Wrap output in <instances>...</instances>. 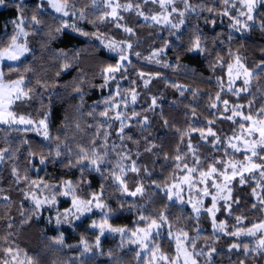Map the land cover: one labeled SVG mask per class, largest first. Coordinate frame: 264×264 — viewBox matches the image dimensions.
I'll return each instance as SVG.
<instances>
[{
  "label": "clouds",
  "instance_id": "obj_1",
  "mask_svg": "<svg viewBox=\"0 0 264 264\" xmlns=\"http://www.w3.org/2000/svg\"><path fill=\"white\" fill-rule=\"evenodd\" d=\"M0 264H264V0H0Z\"/></svg>",
  "mask_w": 264,
  "mask_h": 264
}]
</instances>
